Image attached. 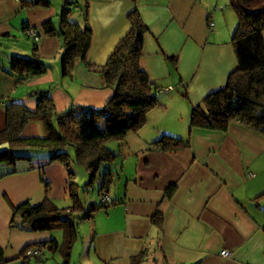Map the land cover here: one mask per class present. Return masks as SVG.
Returning a JSON list of instances; mask_svg holds the SVG:
<instances>
[{
    "label": "crops",
    "instance_id": "0c3cea01",
    "mask_svg": "<svg viewBox=\"0 0 264 264\" xmlns=\"http://www.w3.org/2000/svg\"><path fill=\"white\" fill-rule=\"evenodd\" d=\"M64 1L0 0V130L7 104L22 102L34 110L31 94L38 89L50 91L59 111L104 106L113 89L104 86L98 66L129 29L127 13L134 7L147 26L139 64L157 86L161 103L126 138L118 150L123 160H112L108 194L115 203L82 220L92 224L78 249L84 247L88 261L75 264H132L133 256L138 264H264V133L233 120L226 131L196 127L188 134L192 107L223 86L237 64L231 43L237 16L228 0H73L70 20L81 27L88 22L92 37L85 58H77L68 74L60 61ZM47 20L51 33L43 27ZM24 22L40 31L36 46L24 34ZM11 53L36 55L47 69L17 81L5 70ZM163 133L188 138V145L152 147ZM23 135H45L43 124L29 121ZM29 150V159L0 164V264H19L30 244L44 246L43 255L33 258L40 261L51 239H62L53 230L9 225L11 204L40 201L45 183L57 205L71 203L69 166L49 160L47 148ZM170 185L174 190L168 195ZM157 210L160 225L152 222ZM223 249L230 254L221 255ZM74 252L73 244L68 264Z\"/></svg>",
    "mask_w": 264,
    "mask_h": 264
},
{
    "label": "trees",
    "instance_id": "16d2710c",
    "mask_svg": "<svg viewBox=\"0 0 264 264\" xmlns=\"http://www.w3.org/2000/svg\"><path fill=\"white\" fill-rule=\"evenodd\" d=\"M23 2L49 4V0ZM228 2L237 16L231 37L237 64L223 86L208 92L200 104L192 107L188 134L196 127L226 131L233 120H239L264 133V0ZM75 3L65 0L59 13L63 74L70 73L77 58H85L91 43L92 30L88 22L81 27L70 20L69 14ZM127 17L129 29L116 43L105 63L98 66L104 86L113 89L112 97L104 106H75L59 111L48 89L33 91L31 95L36 100L34 110L22 102L11 101L6 106L5 126L0 130V146L5 145L0 149V164H15L21 159H29L30 148L44 147L49 150V160H59L68 166L67 150L70 146L75 149L76 159L93 170L90 179H97L99 204H90L88 208L82 205L77 193H74V185L77 187V184L73 180L69 189L71 203L68 205L59 206L54 202L49 196L47 183L40 201L33 203L24 200L16 205L11 204L9 225L12 227L33 231L62 229V239L60 242L51 239L49 249L61 253L63 264L69 263L72 246L79 234V222L92 219L95 209L115 203L108 192L112 182L110 161L115 159L117 153L105 145L106 141L120 138L128 131H136L145 123L148 111L161 104L157 86L139 64L147 26L136 7L127 13ZM27 27L29 24L24 22V34ZM43 27L47 33L53 31L50 20L45 21ZM33 44L37 45L35 41ZM87 64L93 65L90 62ZM46 69L47 65L40 57L18 53L10 54L8 67L5 68L16 75L17 81L42 75ZM32 120L43 124L45 135H23L26 124ZM188 142V138L163 133L150 144L152 147L172 150L186 147ZM173 190L174 186L170 185L167 194L171 195ZM104 194L109 196L108 201L101 200ZM161 220V213L157 210L152 222L160 225ZM27 247H41L42 251L28 257L24 254ZM43 253L42 244L27 245L21 251L22 260L19 264H29L31 258H39ZM1 259L0 248V262ZM131 262L138 264V257L133 256Z\"/></svg>",
    "mask_w": 264,
    "mask_h": 264
},
{
    "label": "rangeland",
    "instance_id": "374dc122",
    "mask_svg": "<svg viewBox=\"0 0 264 264\" xmlns=\"http://www.w3.org/2000/svg\"><path fill=\"white\" fill-rule=\"evenodd\" d=\"M235 27H236V24L234 26V29H235ZM234 29H233V31H234ZM263 36H264V31H263ZM133 132L134 131L131 130V131H128L124 136H122L120 138L108 139L106 141L105 145L118 154V150L121 149V146L126 141V138H127V140H129L128 138H130L132 136ZM133 136H135V135H133ZM133 144H134V142L132 141V138H131V142H130L129 146H133ZM3 147H5V145H1L0 149ZM24 152H26V151L24 150ZM28 152L31 154V151H28ZM67 152H68L67 158H68V162H69L68 166H69V169L72 171L71 172L72 180L77 184V187L74 185V189H73L74 193H77L80 202L82 203V205L85 208H88V206H90V204H93V203L99 204L97 179L96 178H94L93 180L90 179V174L93 170L86 168L77 159L75 161V159L71 156V154L76 155L75 149H73L69 146V149L67 150ZM116 157L118 159L117 160L118 162H121L123 160L122 154H118V155H116ZM111 163H112V161H110V164ZM111 205H109L107 207H100L98 209H95L94 211L106 212V210L109 207L112 208ZM103 225L105 226V223ZM91 226H92L91 221H80L79 222V225H78L79 236L76 239V241L74 242L75 252L72 256V262L70 264H75V263L79 262V259H84L85 261H88L86 250L84 252V247L81 250H78V249H79L80 245L82 244L81 242L83 241V239H85L87 237V232H89L91 230ZM53 232H55V234H58V237H61L62 229L61 228H54ZM31 259H32L31 262H33V264H43L44 261L46 262V264H63V259L61 257V253H59L58 251H52V250H46L45 257L40 261L39 260L36 261V259H33V258H31ZM99 262L100 263L90 262V264H103L104 263L101 260H99ZM119 264H122V262L119 261Z\"/></svg>",
    "mask_w": 264,
    "mask_h": 264
},
{
    "label": "built area",
    "instance_id": "2783aa9c",
    "mask_svg": "<svg viewBox=\"0 0 264 264\" xmlns=\"http://www.w3.org/2000/svg\"><path fill=\"white\" fill-rule=\"evenodd\" d=\"M25 34L31 36V38L33 39V41H35L36 43L39 42V39H40V31L35 28V27H32V26H29L25 29ZM101 200H109V196L108 195H103ZM42 251L41 247H27L24 251V254L28 257H31V256H35V255H38L40 254ZM230 253H229V250L227 249H223L221 251V255L223 256H228Z\"/></svg>",
    "mask_w": 264,
    "mask_h": 264
},
{
    "label": "water",
    "instance_id": "95a60500",
    "mask_svg": "<svg viewBox=\"0 0 264 264\" xmlns=\"http://www.w3.org/2000/svg\"><path fill=\"white\" fill-rule=\"evenodd\" d=\"M153 82V81H152Z\"/></svg>",
    "mask_w": 264,
    "mask_h": 264
}]
</instances>
